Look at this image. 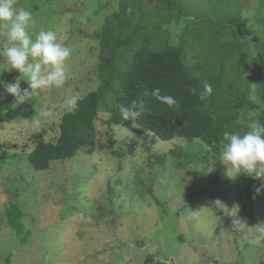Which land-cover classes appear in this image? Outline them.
<instances>
[{
	"label": "rangeland",
	"instance_id": "rangeland-1",
	"mask_svg": "<svg viewBox=\"0 0 264 264\" xmlns=\"http://www.w3.org/2000/svg\"><path fill=\"white\" fill-rule=\"evenodd\" d=\"M118 2L17 0L19 7L31 9L37 28L56 31L73 54L64 88L42 91L22 104L4 87L21 74L0 57V264H264V197L240 201L237 193H223L221 184L229 177L218 159L178 167L180 159L172 151L185 146L183 140L153 144L152 134L137 125L111 129L100 120L97 142L76 157L55 160L45 171L29 162L25 147L33 139H57L65 100L98 87L100 41L92 35ZM180 3L196 18L182 27L168 25L171 40L180 42L187 29L195 47L223 43L221 56L234 57L230 68L243 69L250 91L255 89L253 98L262 101L257 95L264 85V0ZM207 28L216 34L213 38ZM3 43L0 36V47ZM20 86L26 89L28 83L21 80ZM41 109L49 115L36 124ZM103 109L100 115L106 118ZM131 139L138 141L134 152ZM121 148L126 154H115ZM162 153L168 156L167 168H156L161 173L154 196L144 177L149 162ZM218 170H223L220 181Z\"/></svg>",
	"mask_w": 264,
	"mask_h": 264
},
{
	"label": "trees",
	"instance_id": "trees-1",
	"mask_svg": "<svg viewBox=\"0 0 264 264\" xmlns=\"http://www.w3.org/2000/svg\"><path fill=\"white\" fill-rule=\"evenodd\" d=\"M183 6L180 0H119L118 8L105 17L102 29L92 35L100 41L98 87L83 95L84 99L74 112L63 114L55 141L35 138L30 147H25L33 169L48 170L53 161L71 159L82 149L94 146L101 132L100 120L111 129L116 125H137L141 132L152 134L153 144L159 140L185 141V146L178 145L172 151L180 159L178 167L197 166L200 162L209 165L214 159L219 160L221 167L219 140L223 132L241 130L242 125L237 123L241 114L251 113L253 118L264 123L261 105L264 85L257 95L262 101L255 100V89L250 91L243 69L229 66L234 57L230 53L221 56L219 50L223 43L205 41L195 47L187 39V33L191 35L187 29L180 42L175 44L171 40L172 33L166 29L168 25L175 23L182 27L184 22L196 18L187 14ZM174 10H177L175 15ZM163 29H166L165 35H162ZM207 30L210 37L216 35L211 29ZM232 34L230 32L229 38ZM191 53L193 59L190 61ZM204 82L211 84L213 91L201 99ZM156 87L161 89L162 95H172L180 101L179 114L151 96ZM192 88H196V94L191 92ZM133 99H142L151 113L135 122L124 121L119 105L128 106ZM101 105L109 113L106 118L100 115ZM113 140L111 137V144ZM137 142L131 139L130 151H135ZM2 151L4 154L5 150ZM121 153L126 154V151L123 148L115 151L117 155ZM167 159V154L162 153L149 162V175L144 177V182L153 194L161 173L156 168L166 170ZM221 172L223 170L216 173L219 181ZM204 177L207 178L208 173ZM236 182L227 178L221 184L225 188L223 193H237L240 201L256 202L264 197L261 179L242 175ZM216 187L214 185L213 189Z\"/></svg>",
	"mask_w": 264,
	"mask_h": 264
},
{
	"label": "clouds",
	"instance_id": "clouds-1",
	"mask_svg": "<svg viewBox=\"0 0 264 264\" xmlns=\"http://www.w3.org/2000/svg\"><path fill=\"white\" fill-rule=\"evenodd\" d=\"M0 36L4 37L0 57L11 70L21 74L15 83L4 85L6 92L15 97L16 104L33 99L42 91L64 88L73 49L59 41L56 31L37 28L31 9L19 7L17 0H0ZM21 80L28 83V88L21 89ZM196 91V88L191 89L193 94ZM212 91L211 84L204 82L201 99ZM151 96L179 114L181 103L172 95H162L161 89L156 87ZM83 99L80 93L69 96L65 100L66 110L74 112ZM119 112L124 121L135 122L150 114L151 109L142 99H133L128 106L119 105ZM48 115L47 110L41 109L34 123L39 124ZM237 123L242 125L241 130L223 132L219 140V159L227 166L226 175L230 179L244 174L261 179L264 187V123L253 118L251 113L241 114Z\"/></svg>",
	"mask_w": 264,
	"mask_h": 264
}]
</instances>
